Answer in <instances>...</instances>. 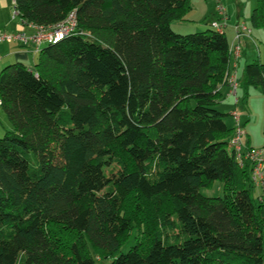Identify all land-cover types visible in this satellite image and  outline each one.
Instances as JSON below:
<instances>
[{
  "label": "trees",
  "instance_id": "1",
  "mask_svg": "<svg viewBox=\"0 0 264 264\" xmlns=\"http://www.w3.org/2000/svg\"><path fill=\"white\" fill-rule=\"evenodd\" d=\"M15 4L27 24H78L0 72V264H264V192L218 108L226 32H175L191 0ZM240 83L264 93V62ZM218 179L223 195L200 192Z\"/></svg>",
  "mask_w": 264,
  "mask_h": 264
},
{
  "label": "rangeland",
  "instance_id": "2",
  "mask_svg": "<svg viewBox=\"0 0 264 264\" xmlns=\"http://www.w3.org/2000/svg\"><path fill=\"white\" fill-rule=\"evenodd\" d=\"M221 5L227 10L229 9L230 13L233 16V21L236 22L238 19V10H241L239 16L240 20H246L245 22L250 26L254 31L252 37L253 39L247 38L248 44L242 52H246L248 57L246 60L248 63L254 62L255 60L260 59V54H263L264 61V28H255L251 26L250 19L253 9L256 6V0H220ZM198 9L192 13V16L187 15L186 19L183 20H173L171 22L172 29L180 34H189L200 32L208 28H213L211 26L210 19L218 18V11H214V1L213 0H191V6ZM217 7V3L216 6ZM190 13V12H189ZM227 13V12H226ZM217 14V15H216ZM210 22V23H209ZM231 29H227L228 38L231 36L229 33ZM230 35V36H229ZM1 46H4L5 43H1ZM38 55L35 54L37 60ZM244 57L240 60L239 72L242 75L243 67L246 62ZM4 68V67H3ZM241 80V79H240ZM239 102L235 103L233 100L231 106L233 107L231 113L234 110L241 112V119L243 128L246 132L245 140H250L251 145L255 147L264 148V93L260 88L255 86H250L248 89H245V85L239 86L238 90ZM224 102V100H223ZM222 108V107H220ZM223 107L224 112H228L229 109ZM1 111V110H0ZM232 116V115H231ZM230 115L226 116L225 120L228 125L234 126L233 118ZM11 125L8 118L0 113V137L4 135L5 129H10ZM224 184L221 180H215L213 184L209 187H202L200 192L207 196H221L224 192ZM262 192L261 189L255 188L254 195L257 196ZM134 239L131 238L129 242L123 246L122 250L127 252L131 244H133Z\"/></svg>",
  "mask_w": 264,
  "mask_h": 264
},
{
  "label": "built area",
  "instance_id": "3",
  "mask_svg": "<svg viewBox=\"0 0 264 264\" xmlns=\"http://www.w3.org/2000/svg\"><path fill=\"white\" fill-rule=\"evenodd\" d=\"M217 11L219 19L212 21L211 25L215 30L224 32V20L227 19V14L220 0H217ZM14 17L19 18L17 8H15ZM19 20L22 29L16 32L0 31V44L15 41L25 46L32 45L35 52H40L45 45L57 43L69 35L76 34L78 24L75 9L71 10L60 22L49 26L27 24L24 20L20 18ZM26 27L31 29L30 33L25 30ZM235 31L237 42L230 44L232 62L227 73L226 85L229 88V94L234 97L235 103H238L240 79L237 73V64L242 53V45L238 40L241 36L252 37V29L245 22H240L235 26ZM231 115L234 121V132L230 138V145L235 150L240 165H243L246 160L251 161L253 183L256 188L264 192V148L247 147L245 140L246 132L243 128L241 112L234 110Z\"/></svg>",
  "mask_w": 264,
  "mask_h": 264
},
{
  "label": "crops",
  "instance_id": "4",
  "mask_svg": "<svg viewBox=\"0 0 264 264\" xmlns=\"http://www.w3.org/2000/svg\"><path fill=\"white\" fill-rule=\"evenodd\" d=\"M213 1H214V11H216V13H217V7H215L217 0H213ZM15 8H16L15 7V0H0V31L16 32V31L22 29V25L20 24L19 18L14 17ZM197 9H198V5H197L196 9L192 5V9H191L189 14L192 16V13H194ZM226 12H227L226 13L227 19L224 20L225 21L224 29H225L227 36H228L227 29L228 28L231 29L229 31L230 32L229 34L231 35V36L229 35L230 36L229 37L230 44L236 43L237 41H236L235 26L240 22H245L246 20H242V21L240 20V18H239L240 14H241L240 9L238 10V17H237L238 19L236 20V22H231V21H233L232 20L233 16L230 13L228 8H227ZM217 19H219V15H218ZM214 20H216V19L215 18L210 19V21H214ZM25 30H27L29 33L31 32V29L28 27H26ZM253 33H254V31L252 30V35H253ZM247 38H250V37L241 36V38L238 40V42L242 45V51H243V49H245L248 42H250L247 40ZM251 39H253V37ZM35 54L38 55L39 52H35L32 45L25 46L19 42H15V41L6 42L4 46L0 45V72L3 69V67H5L6 65L17 62V61L23 62L29 68H34V64L36 62ZM243 57H244L245 61H247L246 58L248 57V55L246 52H242L241 56L238 60L237 73H238L239 79H242V76H243V72H242V75H240V72H239V67L241 64L240 60ZM259 60L264 62L262 52L260 54ZM246 63H248V61ZM221 92L223 93V97L219 101L218 108L222 112H224V110H222L223 107L226 109H229L228 112H224V113H229V115L231 116V111H232L233 107H227V106L232 105L231 102L234 100V97L229 94V88L227 87V85H225L221 88ZM223 100H224V102H223ZM220 107H222V108H220ZM226 109H225V111H227ZM0 110H1L0 113L2 112V114H4L1 107H0ZM231 126H233V125H231ZM248 141L250 143V140H248ZM251 146L255 147L254 145H251Z\"/></svg>",
  "mask_w": 264,
  "mask_h": 264
}]
</instances>
